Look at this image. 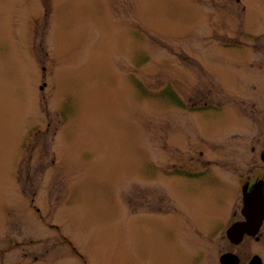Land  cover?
Returning <instances> with one entry per match:
<instances>
[{
  "label": "rangeland",
  "instance_id": "rangeland-1",
  "mask_svg": "<svg viewBox=\"0 0 264 264\" xmlns=\"http://www.w3.org/2000/svg\"><path fill=\"white\" fill-rule=\"evenodd\" d=\"M263 58L264 0H0V264L209 262Z\"/></svg>",
  "mask_w": 264,
  "mask_h": 264
},
{
  "label": "flooded vegetation",
  "instance_id": "flooded-vegetation-1",
  "mask_svg": "<svg viewBox=\"0 0 264 264\" xmlns=\"http://www.w3.org/2000/svg\"><path fill=\"white\" fill-rule=\"evenodd\" d=\"M261 60L264 65V58ZM257 105L254 124L257 136L240 156L238 164L232 166L230 179L222 183L220 192L212 195L215 210L209 220L213 228L205 232V237L217 243V252L211 256L209 250L211 260H205L204 264H264V92ZM179 163L182 165L179 172L197 178L211 161L189 158ZM197 163H206L202 164L204 169H194ZM217 232L220 234L214 240ZM206 256L204 252L198 253L195 264Z\"/></svg>",
  "mask_w": 264,
  "mask_h": 264
},
{
  "label": "water",
  "instance_id": "water-1",
  "mask_svg": "<svg viewBox=\"0 0 264 264\" xmlns=\"http://www.w3.org/2000/svg\"><path fill=\"white\" fill-rule=\"evenodd\" d=\"M42 89H43V87H42Z\"/></svg>",
  "mask_w": 264,
  "mask_h": 264
}]
</instances>
